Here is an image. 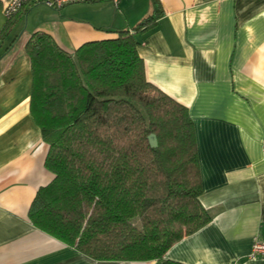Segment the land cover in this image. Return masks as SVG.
<instances>
[{
	"label": "crops",
	"instance_id": "crops-1",
	"mask_svg": "<svg viewBox=\"0 0 264 264\" xmlns=\"http://www.w3.org/2000/svg\"><path fill=\"white\" fill-rule=\"evenodd\" d=\"M0 0V264H156L96 260L35 227L28 209L54 175L30 113L32 74L24 50L35 32L72 54L128 31L146 79L184 105L193 122L210 220L175 242L181 264H264L249 258L264 239V0H109L49 8L27 0L9 20ZM155 4L159 13L155 12ZM155 23L142 31L145 19Z\"/></svg>",
	"mask_w": 264,
	"mask_h": 264
},
{
	"label": "trees",
	"instance_id": "trees-1",
	"mask_svg": "<svg viewBox=\"0 0 264 264\" xmlns=\"http://www.w3.org/2000/svg\"><path fill=\"white\" fill-rule=\"evenodd\" d=\"M138 45L123 30L72 54L44 32L25 42L30 113L54 175L38 188L28 218L96 260L181 264L163 255L210 220L199 201L193 122L184 105L146 79Z\"/></svg>",
	"mask_w": 264,
	"mask_h": 264
},
{
	"label": "built area",
	"instance_id": "built-area-1",
	"mask_svg": "<svg viewBox=\"0 0 264 264\" xmlns=\"http://www.w3.org/2000/svg\"><path fill=\"white\" fill-rule=\"evenodd\" d=\"M27 0H5L4 4L2 5V12L3 15L7 20H10L13 18L24 6L25 2ZM88 1H94V0H40L44 5H46L49 8L59 9L64 5L70 4V3H77V2H88ZM114 5H117L120 0H109ZM249 258H264V239L255 237L250 252L248 254Z\"/></svg>",
	"mask_w": 264,
	"mask_h": 264
},
{
	"label": "water",
	"instance_id": "water-1",
	"mask_svg": "<svg viewBox=\"0 0 264 264\" xmlns=\"http://www.w3.org/2000/svg\"><path fill=\"white\" fill-rule=\"evenodd\" d=\"M148 143L151 147H156L157 146V140L154 134H149L148 135Z\"/></svg>",
	"mask_w": 264,
	"mask_h": 264
},
{
	"label": "rangeland",
	"instance_id": "rangeland-1",
	"mask_svg": "<svg viewBox=\"0 0 264 264\" xmlns=\"http://www.w3.org/2000/svg\"><path fill=\"white\" fill-rule=\"evenodd\" d=\"M78 3H81V2H78Z\"/></svg>",
	"mask_w": 264,
	"mask_h": 264
}]
</instances>
